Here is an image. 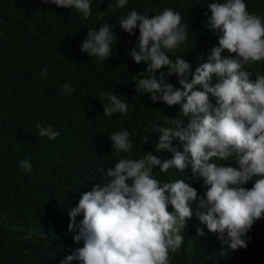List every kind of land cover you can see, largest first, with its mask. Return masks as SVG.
<instances>
[{
  "label": "clouds",
  "instance_id": "obj_1",
  "mask_svg": "<svg viewBox=\"0 0 264 264\" xmlns=\"http://www.w3.org/2000/svg\"><path fill=\"white\" fill-rule=\"evenodd\" d=\"M201 1L187 16L158 0H36L63 17L61 68L79 67L55 110L96 104L144 133L97 127L57 145L62 170L46 188L30 179L42 146L14 143L15 175L0 168V264H264V0ZM50 116L38 140L60 135Z\"/></svg>",
  "mask_w": 264,
  "mask_h": 264
},
{
  "label": "trees",
  "instance_id": "obj_2",
  "mask_svg": "<svg viewBox=\"0 0 264 264\" xmlns=\"http://www.w3.org/2000/svg\"><path fill=\"white\" fill-rule=\"evenodd\" d=\"M157 0H130L132 10H146ZM201 0H158V6L172 5L181 8L189 16L196 12ZM129 6V0H128ZM171 7V6H169ZM63 17L56 13L39 11L36 0H22L17 6L10 0H0V168L9 178L15 170L9 163L15 159L12 152L14 143H23L36 150L42 146L39 161L31 171V183L46 188L60 176L61 165L56 159V146L77 141L87 131L97 127L124 124L130 128L135 138H141L143 122L121 115L111 118L101 116L96 104L76 111L63 113L55 110L56 86L60 81H70L78 73L79 67L70 64L61 68L57 60L58 48L64 31ZM189 54V53H188ZM44 66L48 75L39 77ZM27 86L29 95L19 102L15 95V84ZM101 85L93 83L97 90ZM3 94L9 99H3ZM37 95H40L36 98ZM51 115V116H50ZM47 121L58 127L60 135L55 140L32 135L38 121ZM126 116V115H125ZM49 119V120H48ZM148 146L149 144H144ZM100 165H97V168ZM15 187L17 181L11 180Z\"/></svg>",
  "mask_w": 264,
  "mask_h": 264
},
{
  "label": "flooded vegetation",
  "instance_id": "obj_3",
  "mask_svg": "<svg viewBox=\"0 0 264 264\" xmlns=\"http://www.w3.org/2000/svg\"><path fill=\"white\" fill-rule=\"evenodd\" d=\"M99 94H100L99 91H92V92H89V93H83V97L84 98L89 97V96L101 97Z\"/></svg>",
  "mask_w": 264,
  "mask_h": 264
}]
</instances>
